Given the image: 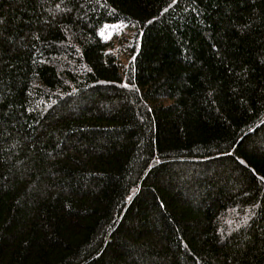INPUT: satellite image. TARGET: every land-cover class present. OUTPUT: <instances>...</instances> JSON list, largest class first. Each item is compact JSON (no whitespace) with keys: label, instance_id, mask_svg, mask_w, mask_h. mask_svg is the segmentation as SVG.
<instances>
[{"label":"trees","instance_id":"obj_1","mask_svg":"<svg viewBox=\"0 0 264 264\" xmlns=\"http://www.w3.org/2000/svg\"><path fill=\"white\" fill-rule=\"evenodd\" d=\"M0 264H264V0H0Z\"/></svg>","mask_w":264,"mask_h":264},{"label":"rangeland","instance_id":"obj_2","mask_svg":"<svg viewBox=\"0 0 264 264\" xmlns=\"http://www.w3.org/2000/svg\"><path fill=\"white\" fill-rule=\"evenodd\" d=\"M129 32L128 28H126L121 22L116 24H105L100 29V34L103 38L113 39L116 42H119L121 38H124V34H126V36H130ZM117 47H120V45L118 44Z\"/></svg>","mask_w":264,"mask_h":264},{"label":"snow or ice","instance_id":"obj_3","mask_svg":"<svg viewBox=\"0 0 264 264\" xmlns=\"http://www.w3.org/2000/svg\"><path fill=\"white\" fill-rule=\"evenodd\" d=\"M103 34V33H102Z\"/></svg>","mask_w":264,"mask_h":264}]
</instances>
